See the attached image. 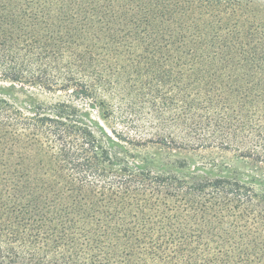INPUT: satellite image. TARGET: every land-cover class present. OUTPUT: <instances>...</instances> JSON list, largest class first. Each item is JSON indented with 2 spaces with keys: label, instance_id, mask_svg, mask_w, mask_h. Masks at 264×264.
Returning a JSON list of instances; mask_svg holds the SVG:
<instances>
[{
  "label": "trees",
  "instance_id": "trees-1",
  "mask_svg": "<svg viewBox=\"0 0 264 264\" xmlns=\"http://www.w3.org/2000/svg\"><path fill=\"white\" fill-rule=\"evenodd\" d=\"M250 7L0 0V264H264V24ZM205 148L256 169L163 153Z\"/></svg>",
  "mask_w": 264,
  "mask_h": 264
},
{
  "label": "rangeland",
  "instance_id": "rangeland-1",
  "mask_svg": "<svg viewBox=\"0 0 264 264\" xmlns=\"http://www.w3.org/2000/svg\"><path fill=\"white\" fill-rule=\"evenodd\" d=\"M248 2L251 7V17L258 22L264 24V0H243ZM36 96L41 101L50 102L56 98H61L62 93H57L54 95L51 92L45 90H35ZM157 149L156 151H158ZM160 152V151H159ZM165 150L163 153L165 156L168 154L171 155L173 159H178L185 161L190 167L191 170L195 167H206L208 169H213L215 164V173H222L228 175H235L241 173H252L256 169V165L247 160L239 157L234 151L219 149V148H205L200 150H189V149H179L172 151Z\"/></svg>",
  "mask_w": 264,
  "mask_h": 264
}]
</instances>
